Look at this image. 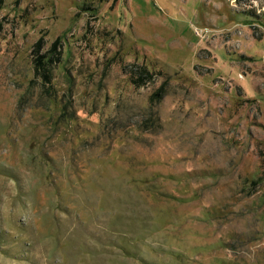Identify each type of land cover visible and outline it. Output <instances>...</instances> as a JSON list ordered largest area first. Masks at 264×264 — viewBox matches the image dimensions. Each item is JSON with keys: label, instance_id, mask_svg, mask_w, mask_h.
<instances>
[{"label": "rangeland", "instance_id": "1", "mask_svg": "<svg viewBox=\"0 0 264 264\" xmlns=\"http://www.w3.org/2000/svg\"><path fill=\"white\" fill-rule=\"evenodd\" d=\"M0 264H264V0H0Z\"/></svg>", "mask_w": 264, "mask_h": 264}, {"label": "trees", "instance_id": "2", "mask_svg": "<svg viewBox=\"0 0 264 264\" xmlns=\"http://www.w3.org/2000/svg\"><path fill=\"white\" fill-rule=\"evenodd\" d=\"M159 94H157L156 96H158Z\"/></svg>", "mask_w": 264, "mask_h": 264}]
</instances>
